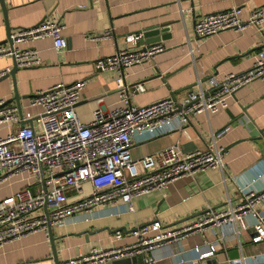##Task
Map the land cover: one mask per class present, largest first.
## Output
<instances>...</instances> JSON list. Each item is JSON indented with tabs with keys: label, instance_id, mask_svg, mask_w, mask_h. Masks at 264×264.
Returning <instances> with one entry per match:
<instances>
[{
	"label": "crops",
	"instance_id": "1",
	"mask_svg": "<svg viewBox=\"0 0 264 264\" xmlns=\"http://www.w3.org/2000/svg\"><path fill=\"white\" fill-rule=\"evenodd\" d=\"M263 3L264 0H3L5 16L0 6V41L6 37L5 20L11 32L34 26L48 16L64 25L62 35L66 45L54 49L48 37L15 42L18 48H35L40 63L17 66L12 78L8 75L0 80V97L10 98L14 86L19 95L20 114L37 113L40 107L27 103L34 91L81 79L84 85L74 110L82 122H88L96 107V98H100L107 109L120 103L115 72L97 70L94 61L123 46L142 47L141 42L126 43L125 36L142 34L143 28L166 22L170 24V37L160 40L164 49L128 70L125 81L130 102L138 105L154 102L186 85L197 89L196 81L208 87L210 75L220 77L251 66L256 53L264 50V30L261 32L250 26L240 32L226 29L198 38L193 30L194 23L204 14L232 6H242L241 16L246 18L253 7ZM108 29H111L109 38H85L87 34L97 35ZM191 48L193 53H190ZM11 64V56H0V72H7ZM136 84H141L144 90L132 92ZM189 88L177 91L175 99L181 100ZM7 103L15 105L13 101ZM250 103L248 115L241 105ZM226 126L229 130L218 141L225 150V170L207 169L181 177L163 190L135 198L133 211H128L119 201L103 207V213L107 214L94 220L67 222L51 228L54 258L48 235L42 231L4 243L0 246V264H61L93 251L131 244L136 239L133 230L155 219L160 220L161 231H174L191 225L198 217L179 224L175 222L198 212L204 213L209 207L220 211L237 206L243 199L240 187L264 188V175L255 178L259 164L264 165V82L259 79L238 89L225 109L212 114H193L181 131L144 142L134 140L130 154L136 161L176 142L185 152L203 150L211 134ZM9 132V127L0 125V139ZM28 181L25 174L11 179L9 184L0 187V199L13 194ZM85 188L91 190L89 184ZM67 196L69 200L76 199L72 192L68 191ZM257 210L264 215V199ZM121 227L125 230L115 231ZM86 230L97 232L85 239L84 234L78 233ZM116 233L121 234L118 240ZM252 235L251 229L233 234L228 229L209 228L166 243L152 254L158 264H226L241 257L246 264H264V240L254 243ZM214 241H218L216 251L199 259L200 253L208 251L206 243Z\"/></svg>",
	"mask_w": 264,
	"mask_h": 264
},
{
	"label": "built area",
	"instance_id": "2",
	"mask_svg": "<svg viewBox=\"0 0 264 264\" xmlns=\"http://www.w3.org/2000/svg\"><path fill=\"white\" fill-rule=\"evenodd\" d=\"M241 13L242 6H232L204 14L194 23V33L203 38L226 29L240 32L253 26L258 31L264 30V3L253 7L246 18H242ZM63 27L57 20L45 16L34 26L13 30L9 33L12 46L0 43V56H11L17 66L39 64L35 48H18L14 43L48 37L52 48L60 49L66 45ZM141 35L127 34L125 42L137 44ZM109 37L111 29L85 35L89 40ZM163 49L161 42L135 49L123 46L109 56L97 58L93 63L97 70L115 72L120 103L107 109L101 99L96 98V107L88 122H82L74 110L84 85L81 79L34 91L27 103L39 106L37 113L20 114L16 105L0 97V125L10 128L0 139V187L24 174L29 180L13 194L0 199V246L36 231L47 235L48 228L67 222L94 220L107 214L103 213V207L119 201L128 211H133L135 198L163 190L181 177L207 169L225 170V150L218 141L229 130L228 126L213 132L203 150L185 152L176 142L135 161L130 149L134 140L144 142L181 131L193 114L219 112L228 106L229 98L238 89L256 79L264 82V50H259L251 66L243 71L227 72L220 77L210 75L208 87L196 81L199 87L189 88L181 100L168 96L143 105L132 104L125 81L129 68L151 59ZM190 53H193L192 48ZM142 90L144 87L136 84L132 92ZM23 120H30L31 126L20 125ZM263 175L264 165L259 164L255 178ZM85 183L91 187L87 194H83L82 189ZM68 191L76 199L69 200ZM239 191L243 199L237 206L220 211L209 207L189 226L161 231L162 224L155 219L133 230L136 239L131 244L93 251L61 264H93L133 256L141 257L137 264H158L152 254L158 247L209 228L228 229L233 234L251 229L252 242H261L264 240V215L258 212L257 206L264 199V188L255 190L243 186ZM120 238L121 234L116 233L115 239ZM217 243H206L208 251L200 253L199 259L212 255ZM195 250L199 253V247ZM226 264L246 262L241 257Z\"/></svg>",
	"mask_w": 264,
	"mask_h": 264
},
{
	"label": "water",
	"instance_id": "3",
	"mask_svg": "<svg viewBox=\"0 0 264 264\" xmlns=\"http://www.w3.org/2000/svg\"><path fill=\"white\" fill-rule=\"evenodd\" d=\"M0 6H1L3 14L5 16L3 0H0ZM169 25L170 24L166 22V23H162V24H156V25L148 26L147 28H143L142 29V35H141L140 39L138 40V42H141V44H143L142 48H144L145 46H150L153 43L160 42V40H164V39L169 38L170 37ZM5 30H6V37L3 40H1L0 43L7 42L9 46H12L13 39H11L9 37L10 29H9L7 23H6V20H5ZM137 33H139V32H137ZM16 68H17V65H16L15 61L13 60V58H12L11 67L9 68V70L7 72H4V73L0 74V80H2L3 78L7 77L8 75H10L11 78H12L13 73L16 70ZM12 81H13V79H12ZM190 86L191 85H186V86L180 87V88L172 91L170 97L175 99V95L174 94L177 91H181V90L187 89ZM11 101H13L15 103V105L17 106L18 109L20 108V106H19V95L17 94V91H16L14 86H13V95L10 98H8L7 100H5V102H11ZM250 105H251V103L250 104L241 105V107H242V109H243L245 114H248L247 113V108ZM26 122H27L28 125L31 126V121L30 120H23V121H21L20 125H24V124H26ZM202 213L203 212L195 213L193 215H190V216H188L186 218H183V219L175 222L174 224H179L181 222H185L187 220H191L193 218L198 217ZM120 230H125V227L118 228L115 231H120ZM96 232H97V230L92 231V232L89 231V230H86V231H83V232L78 233V234H84L85 239H86L89 235L94 234ZM47 235H48V238H49V242H50V245H51L52 254H53V258H54V256H55V254H54V238H53L52 233H51V228H48ZM137 263H138V257L133 256V257H126V258H121V259H113V260H109V261L107 260V261H104L102 263L96 262V263H93V264H137Z\"/></svg>",
	"mask_w": 264,
	"mask_h": 264
},
{
	"label": "rangeland",
	"instance_id": "4",
	"mask_svg": "<svg viewBox=\"0 0 264 264\" xmlns=\"http://www.w3.org/2000/svg\"><path fill=\"white\" fill-rule=\"evenodd\" d=\"M87 185H88V184L85 183V184L83 185V187H82V189H83V194H87V193L90 192V190H87V189L85 188Z\"/></svg>",
	"mask_w": 264,
	"mask_h": 264
}]
</instances>
